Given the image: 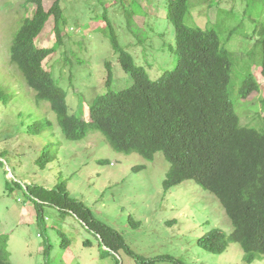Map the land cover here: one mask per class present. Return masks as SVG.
I'll list each match as a JSON object with an SVG mask.
<instances>
[{
    "label": "rangeland",
    "instance_id": "1",
    "mask_svg": "<svg viewBox=\"0 0 264 264\" xmlns=\"http://www.w3.org/2000/svg\"><path fill=\"white\" fill-rule=\"evenodd\" d=\"M52 2L43 0L45 10ZM189 2L190 14L184 23L191 28L215 27L232 56L230 98L248 74L259 84L258 91L236 99L234 109L242 125L261 127L264 80L256 43L264 24V4L257 0ZM61 6L66 18L63 45L44 65L67 92L70 114L89 119L95 97L107 91L106 63L111 67L112 91L132 85L112 50L106 20L122 49L151 80L176 67L174 28L167 18L166 0H61ZM33 11L34 5L27 0H0V90L4 94L0 96V234L8 237L11 263L135 264L122 251L101 258L107 249L99 247L97 238L72 215L41 205L37 218L38 201L25 187L52 189L62 183L71 197L121 234L141 257L168 256L180 264H246L236 243H230L222 254H209L198 246L210 230L230 234L232 226L219 201L194 181L164 191L169 164L162 153L153 161L136 153H117L99 132L69 141L48 103L35 104L34 92L9 59L11 40L20 22ZM52 24L50 19L37 45H53ZM44 153L50 163L41 168L37 160ZM64 237L69 245L62 247ZM155 264L176 263L161 260ZM251 264H264V257Z\"/></svg>",
    "mask_w": 264,
    "mask_h": 264
},
{
    "label": "trees",
    "instance_id": "2",
    "mask_svg": "<svg viewBox=\"0 0 264 264\" xmlns=\"http://www.w3.org/2000/svg\"><path fill=\"white\" fill-rule=\"evenodd\" d=\"M257 1L264 4V0ZM27 2L34 5V11L20 22L11 40L10 63L34 92L35 104L48 103L64 137L81 141L89 132H99L117 153H136L146 161L162 153L169 164L162 182L164 191L194 181L219 201L232 226L230 234L217 228L210 230L198 240V246L206 253L222 254L230 243H236L246 264L264 257V95L260 100L261 127L242 125L234 102L258 91L259 84L248 74L230 98L233 59L215 27H188L184 20L190 14L189 0H166L178 59L173 70L153 81L122 49L106 20L112 49L133 82L126 89L112 91L111 68L106 63L107 91L95 97L86 121L69 113L67 92L44 65L63 45L66 18L61 0H53L48 10L43 0ZM50 19L53 45L39 46L37 41ZM232 34L228 33L225 41ZM256 45L261 50L260 74L264 80V24L258 29ZM47 125L51 124L46 122ZM49 163L46 153L37 160L41 168ZM25 191L38 201L37 218L41 216V205L77 218L97 238L99 247L107 249L101 258L122 251L135 264L161 260L180 264L168 256L147 259L135 254L121 234L97 220L91 209L71 197L62 183L52 189L27 185ZM68 245L64 237L61 246ZM7 247L8 237L0 234V264H12Z\"/></svg>",
    "mask_w": 264,
    "mask_h": 264
},
{
    "label": "clouds",
    "instance_id": "3",
    "mask_svg": "<svg viewBox=\"0 0 264 264\" xmlns=\"http://www.w3.org/2000/svg\"><path fill=\"white\" fill-rule=\"evenodd\" d=\"M113 50V49H112ZM115 53V52H114ZM116 54V53H115ZM118 56V55H117ZM119 62V61H118ZM106 65V64H105ZM105 68H106V66H105ZM111 68V67H110ZM123 70V69H122ZM107 72V71H106Z\"/></svg>",
    "mask_w": 264,
    "mask_h": 264
}]
</instances>
